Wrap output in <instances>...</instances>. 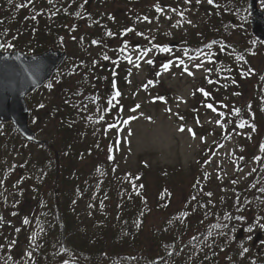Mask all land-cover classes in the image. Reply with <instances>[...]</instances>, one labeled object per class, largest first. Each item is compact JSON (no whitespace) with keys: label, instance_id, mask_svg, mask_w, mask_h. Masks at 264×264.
Here are the masks:
<instances>
[{"label":"rangeland","instance_id":"1","mask_svg":"<svg viewBox=\"0 0 264 264\" xmlns=\"http://www.w3.org/2000/svg\"><path fill=\"white\" fill-rule=\"evenodd\" d=\"M11 2L13 15L28 18L25 25L34 18L41 24L52 23L59 6L71 10L79 2L88 14L77 20H69L71 12L66 14L67 31L55 47L70 51L72 59L49 85L27 99L30 123L40 139L53 144L61 141L64 131L72 130L74 140L63 166L49 159L50 150L27 144L11 127L0 128L5 137L0 141V215L4 216L0 264H33L37 248L47 259L70 248L90 250L99 243L97 235L105 226L120 228L127 210L143 209L147 201L154 205L144 220L145 236L140 237L144 264H154L151 260L161 254L160 237L153 239L151 228L147 229L161 223L170 230L185 225L188 238H200L201 244L187 253L200 256L194 264L256 260L257 249L264 246V234L253 246L256 233H264V192L256 200L247 193L252 189L246 192L245 187L256 174L260 175L257 187L264 186V164L262 171L257 164L264 154V47L256 42L250 48L245 20L213 23L208 0H136L133 8L123 0ZM28 5L31 8L25 11ZM97 8L111 32H100L93 24ZM220 22L228 26L216 43L203 47L201 53L187 48L186 43L195 44L201 34L211 30L221 34L216 31ZM9 25L0 24L4 49H20L30 37L23 25ZM90 33L101 43L90 40ZM134 41L141 46L135 47ZM172 41L180 47L169 48ZM151 59L161 67L151 68ZM76 62L108 76L113 74L109 69L117 68L121 80L111 88L104 79L99 81L86 116L66 121L57 116L56 95L63 92L64 84L74 90V81L83 79V70L70 74L69 66ZM240 69L242 75L233 73L231 80H225L231 70ZM235 195L240 203L230 205L235 208L233 231L216 237L204 233L190 206L194 199L204 206L199 222L205 225L203 220L209 217L207 222L219 220L225 213L223 204L231 203L233 196L235 204ZM138 220L135 217L133 224H141ZM67 223L74 239L64 230ZM242 227L245 237L237 240ZM87 239L91 244L86 246ZM59 258L68 260L65 254Z\"/></svg>","mask_w":264,"mask_h":264},{"label":"trees","instance_id":"2","mask_svg":"<svg viewBox=\"0 0 264 264\" xmlns=\"http://www.w3.org/2000/svg\"><path fill=\"white\" fill-rule=\"evenodd\" d=\"M12 0H3L0 3V24H4L5 22H9V26H21L23 25V29H26V32L28 34V36L30 37L27 41L26 44H24L21 49H23L24 51L33 54V53H38L50 46H58V42L60 39H62V33L65 31H67L66 29V22H67V16H66V12L67 10H65L64 7L60 6L57 8V12L54 13V18H52V23H45V24H41L39 23V20L36 18H34L33 20H29L28 24L25 25L24 23L27 22L28 18L25 17L24 15H19V16H15L13 15V11L11 9V7L14 5L13 2H11ZM128 4H135L136 5V0H125ZM80 7V6H79ZM79 7L77 9V11H73L74 12V16H72V19L76 20L79 18ZM29 8H31V5H28L27 8L25 9V11H27ZM29 12V11H28ZM13 15V16H12ZM27 18V19H26ZM214 20H212V22H217L218 17H214ZM228 22V21H227ZM223 25H227L223 24ZM213 28L217 29L218 25H213ZM217 31V30H216ZM49 33V34H48ZM249 37L251 36L250 33H248ZM221 37V35L215 34L213 30H211L210 33L208 34H201V37H197V42L195 44H191L190 42H187V48H193V49H197V51L195 52H201L204 49H202L203 47H209V45L216 43L218 41V39ZM95 39H97L94 36ZM94 39V40H95ZM251 40V44L252 46L250 47L252 49V47L254 48L253 43L257 44L253 38L250 37ZM97 41V40H96ZM99 42V41H97ZM7 45V44H6ZM8 46V45H7ZM9 48H13L8 46ZM230 45L226 46L224 45L223 48H229ZM264 47V45H263ZM253 50V49H252ZM232 54H237L236 51L234 50V53ZM238 55H243L242 52H239ZM72 59V53L69 51V57L68 60L66 61V63L61 67L63 68L64 66L68 65L69 61ZM81 59H78V61H80ZM151 63H148L150 65L151 68H155L158 69V67L160 65L159 61L156 59H151L150 60ZM247 66H249L246 62L245 64V68H247ZM70 67V74H78L81 70H83L85 72L83 79L81 80H77L74 81L75 82V89L72 90L69 86L68 83L64 84L63 88V92H60L56 98V100L58 101L59 105H57L56 107V111L58 115H61L63 118H66L67 116H69L68 114V110H72L75 112H80L82 110L86 109V102H87V98H85L83 95L85 93H93V90L97 88V83L103 80V83L106 82V80H111V84L112 86H118L120 83V76L119 73H115L112 77L106 76L105 74H101L100 72H94V69H88L86 67H82L80 62H76L74 64V66ZM62 69H60L61 71ZM244 72V69H242ZM87 71V72H86ZM59 72V71H58ZM231 74H227L225 80H231V76H234L233 73H236L235 71L231 70ZM240 72V71H239ZM242 72V73H243ZM242 73H240L242 75ZM239 75V74H238ZM50 83H48L47 85H49ZM106 84V83H105ZM264 86V83H263ZM91 88V89H89ZM111 88V86H110ZM86 89H88L86 91ZM227 90V89H226ZM114 91V90H113ZM116 91V89H115ZM109 111V110H108ZM11 127L15 134H17L15 128L12 125H0L1 129H7ZM71 130L68 129L66 131H64V135L61 139V141H53V144H49L50 142H48L47 144L41 145L39 146L44 152L49 151V159L52 158V162L56 165V166H63V163L65 162V158H67V152L69 150L70 144L72 143V134L70 132ZM5 135V134H4ZM8 137V136H7ZM5 137L3 135H0V141H3ZM48 153V152H47ZM54 156V157H53ZM258 167H259V171H262V167L264 164V154L261 155L258 159ZM54 166V165H53ZM52 166V167H53ZM49 171V170H48ZM260 175L256 174L253 181L251 183H249L246 187H245V191L247 192L250 188L252 189V191H249L247 193L253 195L255 197L256 200L260 199V192L262 190V192H264V186H262L260 189L259 187H257L259 184V177ZM263 176H264V171H263ZM264 179V177L262 178ZM195 191V190H194ZM193 191V192H194ZM246 192H243L246 194ZM236 197V202L235 204L233 203V198L232 197V201L231 203H224L223 204V209L225 211V213L221 216V218L217 221H214L215 224L213 223H209L207 222L208 219H210V217L205 221V225L203 224L202 221L199 222L200 219L204 218L202 217V213L204 210V206L202 204V202H200V200L198 201L197 199H194L196 202L193 203V206L190 204L191 208L194 209V214L193 216L196 217L197 223H199V226H203L204 228V233H209L210 236L211 233H216L219 230L220 231H224V229L226 231H233V224H234V216L232 214H234V209H232V207L230 205H237L240 203L239 198L237 197V195H235ZM198 201V203H197ZM200 202V203H199ZM190 203V200H189ZM130 204V203H128ZM185 207L186 211L189 210V207ZM150 207H151V203L150 202H146V207H144L143 209H138L137 211H133L131 209L127 210V213L124 215V219L126 222H124V224L117 229H112L111 227V223H109V225L105 226V228H103L100 233L97 235V237H99L101 244L94 248V249H83V250H69L67 252L62 251L60 253H58L59 255L55 258H48L44 255V252H42L43 250L40 248L38 249V253L36 254V256L34 257V261L33 264H64L66 263L68 260L71 259H77L78 261L82 262L83 264H103L104 261L106 260H110L113 263L116 264H144V258L143 256H141L139 253L142 251V247H143V243H142V237L145 233L144 230V220L147 218V216L150 214ZM141 208V207H139ZM146 209V210H145ZM145 210V211H144ZM241 211V210H240ZM134 212V213H132ZM208 213V211H206ZM204 212V215L208 217V214ZM242 212V211H241ZM135 217H139L138 221H141V224H133V222H135ZM3 218V217H2ZM161 224L158 225H151L149 227H147V229H150V235L153 239L160 237V241L157 243V249H161V248H165L167 250L166 254H161L160 256H158V261L155 262L154 264H173L175 262V260L177 259H182L184 256L187 255V253L189 252V250L193 247H195L196 243L198 245L201 244L200 242V238L198 239V237L193 238L191 240H186L187 237V232L188 229L187 227L181 226L180 228L177 229H169L168 227H164ZM66 227H64L65 232L68 231L69 238L74 239V235L72 237V234H74V231L71 230V226L70 223L65 224ZM146 228V226H145ZM148 233V231L146 232ZM145 236V235H144ZM201 237V236H199ZM163 239V240H162ZM162 240V241H161ZM41 245V243H40ZM141 245V247H139ZM163 248V249H164ZM137 249V251L135 250ZM135 250V252H133ZM133 252V253H132ZM65 254V256L68 258V260H63L60 261L61 258H59V256ZM143 258V259H142Z\"/></svg>","mask_w":264,"mask_h":264},{"label":"water","instance_id":"3","mask_svg":"<svg viewBox=\"0 0 264 264\" xmlns=\"http://www.w3.org/2000/svg\"><path fill=\"white\" fill-rule=\"evenodd\" d=\"M261 0H248L251 34L264 43V10ZM139 46V42L135 43ZM177 46L171 43L170 47ZM67 58V52L50 47L37 54H27L23 50H3L0 40V124H13L21 136L29 142H39L30 127V109L27 97L48 82ZM240 229L237 238H243ZM258 233L254 244L260 241ZM67 264H80L70 262Z\"/></svg>","mask_w":264,"mask_h":264},{"label":"flooded vegetation","instance_id":"4","mask_svg":"<svg viewBox=\"0 0 264 264\" xmlns=\"http://www.w3.org/2000/svg\"><path fill=\"white\" fill-rule=\"evenodd\" d=\"M210 5L212 6L214 14L220 19L226 20V18H228L230 20H235L237 17L241 19H248L247 0H218L217 2L213 1ZM96 11L98 12L99 9L97 8ZM260 253L261 256L257 260L256 264H264V252L261 250Z\"/></svg>","mask_w":264,"mask_h":264},{"label":"snow or ice","instance_id":"5","mask_svg":"<svg viewBox=\"0 0 264 264\" xmlns=\"http://www.w3.org/2000/svg\"><path fill=\"white\" fill-rule=\"evenodd\" d=\"M208 3H213V0H208ZM165 50H167V49H165ZM149 63H151V61H149ZM117 95H119V93H117ZM209 107H211V105H209ZM262 227H264V225H262Z\"/></svg>","mask_w":264,"mask_h":264}]
</instances>
